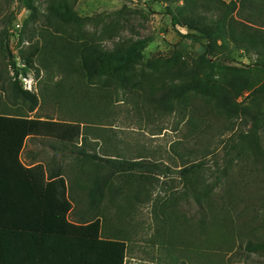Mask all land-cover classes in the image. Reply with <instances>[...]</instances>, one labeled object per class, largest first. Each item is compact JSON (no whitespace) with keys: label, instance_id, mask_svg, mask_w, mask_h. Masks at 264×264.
I'll use <instances>...</instances> for the list:
<instances>
[{"label":"rangeland","instance_id":"1","mask_svg":"<svg viewBox=\"0 0 264 264\" xmlns=\"http://www.w3.org/2000/svg\"><path fill=\"white\" fill-rule=\"evenodd\" d=\"M30 1L33 9H28L24 0H0V101L7 111L79 121L85 132L82 141L89 151L101 156L143 158L172 170L192 162L204 163L194 188L175 173L155 174L156 178L147 183L122 174L111 179L112 194L105 192L101 207L92 211L105 214L103 222L110 235L116 233L125 240V264H264L263 253L244 249L247 239L264 236L262 163L253 162L248 155L234 158L229 165V158L235 157L239 147L229 151L227 147L232 140L238 141L241 132H255L264 150V115L254 123L248 116L227 115L212 100L192 94L174 102L169 112L154 109L148 103L134 106L117 83L105 78L77 79L75 73L62 71V58L54 48V42L62 46L69 41H84L107 51L152 35L154 39L144 49L143 62L134 73L150 87L159 89L179 80L161 79L146 65L148 60L167 59L176 50L191 57L204 51L202 42L185 36L190 32L187 26L172 22V14L180 12L197 21L200 15L204 17L199 19L201 23H211L229 0ZM59 3H70L81 20L65 23L54 16L50 7ZM48 38L54 40L53 46L45 44ZM35 46L40 51L34 67L27 68L22 55ZM230 50V63L254 67L255 52L245 53L232 46ZM259 73L264 80V70ZM14 78L22 88L36 94L37 106L32 111L28 102L12 94ZM100 87H106L107 92L100 91ZM105 93L109 98L104 97ZM99 94L107 99L108 107L98 114L91 110L89 102ZM239 102L255 106L249 92ZM194 106L202 117L201 126L196 129L190 121ZM48 142L28 137L22 161L40 162L47 170L63 173L70 193L76 182L77 197H70L76 209L86 207L87 190L92 185L90 165L77 164L67 152H55ZM101 171L105 173L106 169ZM228 176L240 184L230 211L233 220L226 219L231 221L228 223L232 230L227 224L228 233L224 228L219 233H208L200 222L201 191L204 186L219 191ZM68 217L79 220V215L73 213ZM239 223L243 226L241 231Z\"/></svg>","mask_w":264,"mask_h":264},{"label":"trees","instance_id":"2","mask_svg":"<svg viewBox=\"0 0 264 264\" xmlns=\"http://www.w3.org/2000/svg\"><path fill=\"white\" fill-rule=\"evenodd\" d=\"M24 3L28 9H33L30 0H24ZM208 4L209 2L201 5L204 7ZM50 11L65 23H78L81 20L70 3L51 6ZM179 13L172 14V22H181L187 26L190 32L185 36L202 42L204 51L197 57H191L176 50L167 59L146 62L161 79L179 80V83L154 89L135 75V67L143 62L144 49L154 39L152 35L137 39L126 47L117 46L107 51L97 44L84 41H69L62 46L54 42L57 44L54 48L62 58L59 63L61 70L75 73L77 79L105 78L111 83H117L134 106L140 105V102L148 103L154 109L169 112L173 109L174 102L192 94L212 100L227 115L241 114L256 123L259 116L264 115V80L259 73L264 70V0H229L224 4L220 15L211 23H201L199 19L203 20L204 17L200 15L196 17L197 21ZM53 41L48 38L45 44L53 46ZM230 46L236 50L243 49L245 53L255 52L254 67H239L230 63L233 59ZM39 51L40 48L35 46L22 55L27 68L34 67V59ZM74 59L76 60L73 61ZM101 90L107 92L106 87H100ZM11 92L28 102L29 111L37 106L36 94L18 85L15 78ZM245 92L251 94L255 106H244L239 102ZM109 96L104 94L106 98ZM104 97L99 94L89 102L92 111L99 114L108 107ZM191 112L190 121L196 129L201 126V113L195 106ZM84 133L79 121L28 117L7 111L0 101V231L19 225L23 216L21 212L32 204L36 207L33 210L37 212L33 216L35 222L38 225L42 222L45 230L52 231L47 222L54 218L56 232L59 229L60 244H71L70 253L62 247V252L66 251L65 256L61 254V264H125L126 242L116 233L110 235L106 222H103L106 215L100 216L94 212L91 217L81 214L79 220L69 219L72 198L64 174L47 170L40 162L30 165L22 161L21 153L26 139H46L55 152H67L77 164L90 165L92 185L87 190V207L91 210L101 207L105 192L112 194L110 181L117 174L134 176L139 182L147 183L154 179L155 174L175 173L194 188L198 184L195 183L199 181V173L204 168V163L192 162L172 170L169 166L143 158L105 157L88 150L86 142L82 141ZM227 147L228 151L239 147L235 157L229 158V165L234 158L249 155L253 162H261L264 170V150L255 132L248 135L241 132L238 141L232 140ZM103 169H106L105 173L101 171ZM239 186L237 180L228 176L219 191L214 192L207 186L203 187V198L199 204L202 211L200 222L204 231L219 233L222 228L226 229L228 221L233 220L230 211L234 208ZM25 197L35 198L26 202L22 199ZM56 210L60 215L52 216L51 212ZM227 218L230 220L227 221ZM57 221L60 223L59 227L56 226ZM229 227L232 230L230 224ZM242 227L239 223L238 230L241 231ZM225 233H228V227ZM244 249L264 254V236L247 239Z\"/></svg>","mask_w":264,"mask_h":264},{"label":"crops","instance_id":"3","mask_svg":"<svg viewBox=\"0 0 264 264\" xmlns=\"http://www.w3.org/2000/svg\"><path fill=\"white\" fill-rule=\"evenodd\" d=\"M33 164L35 163H30V165ZM65 181L69 192L70 185L66 179ZM74 184L76 187L77 183L74 182ZM75 187L71 193L69 192V195L73 196V198L77 197ZM31 198L35 197H25V199H22L30 202ZM34 208L36 207L30 204L21 212L23 216L19 221V225L17 224V226L11 229L0 231V264H61V254L65 256L66 250L67 253H70L71 244H60L59 242V221L56 222L58 232H56L53 217L52 220L47 222L51 226L52 231L45 230L42 222L39 225L35 222L33 216L37 215V212L34 211ZM71 213L75 215L83 214L84 216L93 215V211L87 205L80 210L76 209L73 201L69 215ZM51 214L52 216L60 215L57 210L56 212L52 211ZM62 247L66 249L63 252Z\"/></svg>","mask_w":264,"mask_h":264}]
</instances>
